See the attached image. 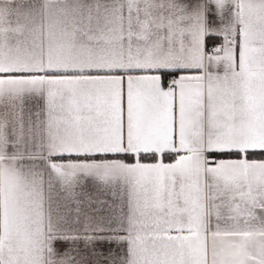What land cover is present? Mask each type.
<instances>
[{"label": "snow or ice", "instance_id": "6c2138e0", "mask_svg": "<svg viewBox=\"0 0 264 264\" xmlns=\"http://www.w3.org/2000/svg\"><path fill=\"white\" fill-rule=\"evenodd\" d=\"M0 264H264V0H0Z\"/></svg>", "mask_w": 264, "mask_h": 264}]
</instances>
